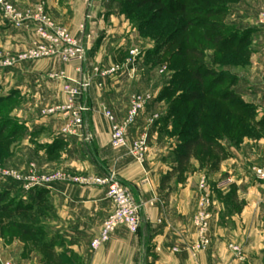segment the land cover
<instances>
[{
	"label": "crops",
	"instance_id": "0c3cea01",
	"mask_svg": "<svg viewBox=\"0 0 264 264\" xmlns=\"http://www.w3.org/2000/svg\"><path fill=\"white\" fill-rule=\"evenodd\" d=\"M18 1L23 6L44 2L51 19L86 46L87 58L84 63L54 58L0 69V84H4L6 97L14 101L10 166L21 174H26L30 165L39 174L112 173L142 209L136 234L117 228L107 244L91 253V240L112 212L104 188L57 182L25 192L13 181L15 191L31 203L27 218L23 216L17 223L44 230L48 236L44 244L60 258V264H264V183L253 174L254 168L264 166V27L258 23L260 15L264 16V0L228 2V14L222 18L224 24L251 30L255 39L251 62L239 67L237 74L239 85L244 86L238 100L243 105L251 103L250 118L245 121L243 111L237 114L234 140L229 135L230 126L223 125L222 136L216 140V156L211 154L206 162L192 156L178 169L176 155L181 141L164 125L168 103L163 93L171 78L166 75V63L159 61L162 50L139 47L144 39L135 42L137 36L143 38L137 23L122 8L110 12L106 7L123 0H90L89 5L85 0ZM28 37L0 19V49L4 53L25 49ZM131 51L135 53L130 55ZM112 66L121 70L106 77L94 74V68L105 71ZM59 73L73 82L86 80L88 84L78 101L89 111L83 115L84 126L74 136L61 133L64 120L57 113H47L66 100L63 86L67 82L51 78ZM133 95L149 97L126 132L128 144L147 137L143 164L126 149L111 148L112 124L102 112L105 108L116 124H122ZM226 105L225 113L230 116ZM226 180L229 184L219 187ZM203 181L205 188L200 189ZM203 195L209 200L211 214L210 245L192 257L186 248L195 240L193 217ZM230 246L241 250L242 260ZM37 256L32 251L29 264H42L43 258Z\"/></svg>",
	"mask_w": 264,
	"mask_h": 264
},
{
	"label": "rangeland",
	"instance_id": "374dc122",
	"mask_svg": "<svg viewBox=\"0 0 264 264\" xmlns=\"http://www.w3.org/2000/svg\"><path fill=\"white\" fill-rule=\"evenodd\" d=\"M13 1L20 7H30L21 5L18 0ZM124 1L119 5L114 2L107 3L106 7H109L110 12L116 10L117 7L123 10L124 8H135V11H133L134 19L139 15L154 14L162 11L163 15L167 16L165 12L180 10L179 13H176L175 18L160 17V27L164 26L166 29L162 34H159L160 31L154 28L150 33H146L143 38L140 39L138 36L135 38L136 43L144 39L143 43H138L139 47L141 46L142 48L146 45L154 46V48H157V46H161V48L165 47L163 55L162 53L160 55V57L163 56V59H159V61L162 60L166 63V75L175 83L173 96H175L176 86L180 82H182L180 90L188 95H203L206 93V90L207 92L211 91L221 94L227 88L230 96H237L240 90L244 88L243 84L239 85L238 68H244L251 62L255 39L251 36V30H240L238 26L231 23L224 24L223 26L212 25L211 21L217 20L209 13L212 12L210 10L215 11L217 9L214 7L216 6L214 3H208L207 0H126L129 5L127 6L124 4ZM0 19L3 21L1 16ZM221 20L222 17L219 18V22ZM149 34L151 37H149ZM159 35L161 37H158ZM213 38L217 40L213 41ZM28 45L29 41L27 47ZM225 46L229 48V51L222 55L219 53V50ZM18 52L9 55H16ZM0 53L7 54L1 49ZM222 63L224 66H221ZM207 66H212L217 70L218 74L214 77L204 78L201 85L190 80L191 75L196 72L203 75ZM221 78V84L216 85L213 80ZM3 85L2 83L0 84V172L2 170H15L9 164L13 162V139L10 138L11 140L7 141L9 139L8 135L14 129V123L10 116V111L14 107V101L11 97H6ZM203 98L193 103L186 110L178 113L176 118L167 119V123H164L165 127L175 128V130L171 131L173 138L178 136V131H180L184 118L188 115L187 113L190 109H195V119H193V114L191 117L192 122H190V127L188 128L200 131L201 128L209 129L221 126L223 122L220 103L205 97ZM180 103L183 104L184 102L179 100L169 103L166 114L175 113ZM203 103L207 111L206 115H201ZM247 104L251 105L248 102ZM236 109V100H232L230 106L231 122L236 117L234 113ZM203 118H205V123H203ZM184 139V137L181 138V140ZM195 154L193 155L196 156ZM30 205L31 203L28 201V198L21 197L20 193L15 191L13 180L2 178L0 174V260L2 263L29 264L32 251H36V254H39L37 256L39 259L40 257H46L43 244L48 236L44 230L34 228L36 235L28 238L22 236L21 232L14 226L15 222L23 220V216L25 218L28 216L27 211L18 212L19 206L28 208ZM14 243L22 245L18 244L15 246ZM16 247H19L18 249L20 250H16ZM45 262L44 260L42 264H45Z\"/></svg>",
	"mask_w": 264,
	"mask_h": 264
},
{
	"label": "built area",
	"instance_id": "2783aa9c",
	"mask_svg": "<svg viewBox=\"0 0 264 264\" xmlns=\"http://www.w3.org/2000/svg\"><path fill=\"white\" fill-rule=\"evenodd\" d=\"M89 5L90 0H85ZM0 16L3 21L17 31L29 34V45L19 51L16 55L0 53V68L10 69L25 62H35L45 59H59L64 63H84L87 58V48L80 39L72 36L65 28L56 24L46 12L44 2H38L30 7H20L13 0H0ZM88 18V16H87ZM258 23L264 27V16L260 15ZM135 51H131L133 55ZM131 61H128L130 63ZM119 66H112L105 71L94 68V74L100 77L112 76L119 72ZM51 78L67 82L63 86L66 100L59 106L49 110L47 113H57L64 120L61 133L64 135H77L78 130L84 126L83 115L89 109L79 104V97L87 89L86 80L81 83L67 79L63 73L53 74ZM149 97L133 95L129 100V108L126 119L122 124H116L112 114L102 109L105 118L111 122L110 146L114 150L126 149L137 163L143 164L147 154V137L144 135L138 140L128 144L126 138L127 129L134 123L138 113L142 111ZM1 177L20 183L25 192L36 187H47L51 184L62 182L84 187H101L106 190L105 196L112 205V212L103 221L98 234L89 244L90 252L94 253L107 244L111 235L117 228H124L130 234H136L140 224V211L142 204L137 203L114 174L103 176H67L62 172L39 174L33 165H30L26 174L15 170H2ZM256 180L264 183V166L253 169ZM229 181H223L219 187H224ZM204 181L200 189H204ZM209 200L206 195L200 198L198 210L193 217L195 228V240L187 246V252L195 257L204 252L210 245L209 227L211 214L208 210ZM235 256L242 260L241 250L236 246H230ZM0 264H10L2 263Z\"/></svg>",
	"mask_w": 264,
	"mask_h": 264
},
{
	"label": "trees",
	"instance_id": "16d2710c",
	"mask_svg": "<svg viewBox=\"0 0 264 264\" xmlns=\"http://www.w3.org/2000/svg\"><path fill=\"white\" fill-rule=\"evenodd\" d=\"M236 0H207V2H211L214 3L217 9L214 10H210L212 12L211 15H213L217 20H213V22L211 21V24L216 26V25H224V23L219 22V18H223L226 14H227V7L226 5L228 4V2H233ZM125 5H128V2L125 0L124 1ZM124 13L127 15V17H129L131 19V21L137 23V25L139 26L140 34L141 36H145L146 33H150L151 30H153L154 28L157 31H160L159 34H162L163 32H165V28L164 26L160 27V20L162 17L163 18V11L159 12V13H154V14H143V15H139L137 16L136 19H134V12L135 8H124ZM128 11V12H127ZM180 10H177L176 12L172 11V12H165L167 14V16L165 15L164 17H176V13H179ZM162 13V14H161ZM183 30V28H182ZM148 37V36H147ZM149 37L150 34H149ZM158 37H161V35H159ZM216 38H213V41H216ZM162 45V44H161ZM162 50V55L164 53V49L165 47L161 46H157V48H155V51L157 50ZM220 54H225L229 51L228 47H222L221 50H219ZM163 57V56H162ZM162 57H160L161 59H163ZM165 58V56H164ZM221 66H224V64L222 63ZM175 73V72H174ZM218 72L217 70H215L212 66H207L206 71L204 72L203 75H200L199 73H194L191 75L190 80L195 81L196 84L201 85V82L204 78H208V77H214L215 75H217ZM214 83L216 85H220L222 82V78L219 80H213ZM174 81L171 80L170 82V87H168L163 94H165V96L167 97V101L168 104L171 102H177V101H183L184 103H180L177 106V111L171 114H167V119L168 118H176L178 113H181L183 110H186L189 106L193 105V103H195L196 101L202 99L203 97L211 99V100H215L216 102L220 103L221 105V109H222V124L220 127H212V128H201L200 131L193 130L190 129L188 127H190V122L191 121V117L194 114V110L190 109V111L187 113L188 115L184 118L183 124L181 125L180 131H178V137L180 138L181 144L177 147V152L178 154L176 155V169L184 167L190 157L194 156L193 154L196 153L194 157H197L200 159L201 162H206L207 161V157H211V154L213 156H216L215 152L218 148L217 146V142L216 140L219 139L222 136V127L223 125H229L230 126V138L231 140H234V138H237V131H236V127L238 125V118H237V114L241 111H243L242 113L245 114L244 116V120L248 121V119L250 118V114H251V110L252 107L248 106V105H243V103H241V101L238 100V95L237 96H230V94L228 93L227 88L225 90H223V92L221 94H216L215 92H207L202 94H184L180 88L182 87V82H180L179 84H177L176 86V93L175 96H173L174 93ZM173 86V87H172ZM212 90V88H211ZM204 99V98H203ZM232 100H236L237 103V109L234 111V113L236 114V117H232L234 119H232L231 122V117L228 116L227 113V109L225 108V103L227 104L226 107L229 109L230 112V106H231V101ZM206 103V102H205ZM207 105V104H206ZM194 107V106H193ZM199 109V108H198ZM197 109V111H198ZM206 108L204 106V103L202 105V110H201V115H206L207 111ZM226 111V113H225ZM226 114V115H225ZM197 115V114H196ZM231 115V114H230ZM190 117V118H189ZM195 119V114H194V118ZM203 123H205V118H203ZM175 130V128L173 127L172 130ZM225 130V129H224ZM235 130V131H234ZM15 131V127L12 131V133H10L9 139L13 138V134ZM184 137V140H181V138ZM214 153H213V152ZM209 154V155H208ZM31 206V205H30ZM30 210V207L25 208V207H21L19 206V211L18 212H28ZM15 228L21 232L22 236L28 237V238H32L36 235L35 231H34V227L31 225H27V224H21V223H17L15 222L14 224ZM43 248L46 251V257L42 259V262L45 260V264H60V258L55 257L47 248L46 244H43ZM41 262V263H42Z\"/></svg>",
	"mask_w": 264,
	"mask_h": 264
}]
</instances>
